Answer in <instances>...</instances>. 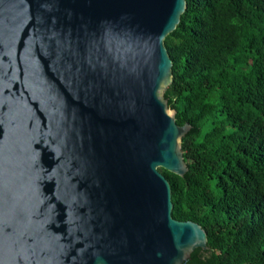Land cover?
<instances>
[{
	"label": "water",
	"instance_id": "95a60500",
	"mask_svg": "<svg viewBox=\"0 0 264 264\" xmlns=\"http://www.w3.org/2000/svg\"><path fill=\"white\" fill-rule=\"evenodd\" d=\"M185 0H0V264H183L164 98Z\"/></svg>",
	"mask_w": 264,
	"mask_h": 264
},
{
	"label": "trees",
	"instance_id": "16d2710c",
	"mask_svg": "<svg viewBox=\"0 0 264 264\" xmlns=\"http://www.w3.org/2000/svg\"><path fill=\"white\" fill-rule=\"evenodd\" d=\"M164 42L173 82L164 98L184 177L161 171L172 218L199 225L207 250L183 264H264V0H185Z\"/></svg>",
	"mask_w": 264,
	"mask_h": 264
}]
</instances>
